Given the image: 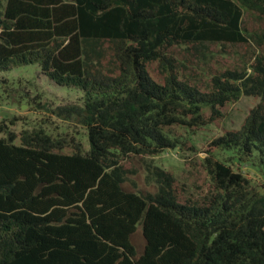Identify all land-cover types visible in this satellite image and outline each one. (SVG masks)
<instances>
[{
	"label": "trees",
	"instance_id": "1",
	"mask_svg": "<svg viewBox=\"0 0 264 264\" xmlns=\"http://www.w3.org/2000/svg\"><path fill=\"white\" fill-rule=\"evenodd\" d=\"M244 12L264 19V0H0V83L36 65L78 90L50 113L88 143L0 122V264H264V190L233 165L264 174V27L248 32ZM249 42L260 50L248 67L204 85L177 53ZM243 95L258 102L211 141L229 160L204 158L210 187L181 196L150 162L155 190L124 188L126 158L180 148L178 128L204 126Z\"/></svg>",
	"mask_w": 264,
	"mask_h": 264
},
{
	"label": "rangeland",
	"instance_id": "2",
	"mask_svg": "<svg viewBox=\"0 0 264 264\" xmlns=\"http://www.w3.org/2000/svg\"><path fill=\"white\" fill-rule=\"evenodd\" d=\"M243 27L248 31H258L264 27V19L254 13L244 12ZM209 47V46H208ZM260 48L253 42L241 44H211L208 50L191 54L177 49L178 57L184 61L186 73L192 74L202 85L210 77L227 68L248 67ZM156 75V64L150 65ZM5 82L0 83V122L7 125L9 131L19 133L24 128L39 124L52 133H65L83 139L87 146L83 128L74 121H62L51 115L50 109L65 101H73L79 91L60 87L41 75L36 65L14 67L2 73ZM258 98L241 96L237 101L221 108L222 116L202 127L193 130L178 128L176 131L183 142L180 148L168 149L156 155L134 156L125 159V167L131 169L124 188L132 191H154L155 187L146 179V164L153 163L169 171L175 177L176 187L181 196L198 195L210 187L203 160L210 154L229 160L228 154L211 145V141L227 130L239 128L249 110L256 105ZM44 121V122H42ZM0 131V138L6 136ZM234 168L242 172L264 190V174L251 160L235 162ZM140 251L144 244L141 228L137 225L131 238Z\"/></svg>",
	"mask_w": 264,
	"mask_h": 264
}]
</instances>
